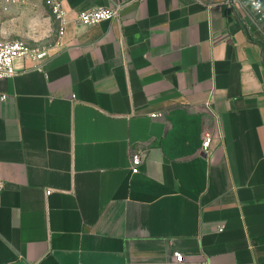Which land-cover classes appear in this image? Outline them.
<instances>
[{
    "label": "crops",
    "instance_id": "crops-1",
    "mask_svg": "<svg viewBox=\"0 0 264 264\" xmlns=\"http://www.w3.org/2000/svg\"><path fill=\"white\" fill-rule=\"evenodd\" d=\"M62 4L59 36L45 0H0V43L47 54L0 78V264H264V37L248 12Z\"/></svg>",
    "mask_w": 264,
    "mask_h": 264
},
{
    "label": "built area",
    "instance_id": "built-area-1",
    "mask_svg": "<svg viewBox=\"0 0 264 264\" xmlns=\"http://www.w3.org/2000/svg\"><path fill=\"white\" fill-rule=\"evenodd\" d=\"M54 19L58 25V35L62 36L65 32V10L63 8L62 0H45ZM229 8L236 10H245L250 16H258L262 13L264 8V0H226ZM120 6L110 8L101 7L91 10L79 12L76 17L78 24L82 26H94L104 21H111L118 19L120 16ZM47 57L45 51L29 46L23 41L13 40L9 42L0 43V78L13 77L17 70L14 66L16 60L31 58L36 62L34 68H39L42 62ZM159 114H154L153 117H158ZM211 142L210 135H206L202 141V148L207 150ZM144 152L137 151L129 154L131 164V172L138 173V167L144 159ZM4 189V181L0 176V193ZM50 192H46L48 194ZM173 256L176 262H182L183 255L180 252H174Z\"/></svg>",
    "mask_w": 264,
    "mask_h": 264
},
{
    "label": "rangeland",
    "instance_id": "rangeland-1",
    "mask_svg": "<svg viewBox=\"0 0 264 264\" xmlns=\"http://www.w3.org/2000/svg\"><path fill=\"white\" fill-rule=\"evenodd\" d=\"M251 22L254 24L257 32L264 37V8L260 15L251 16Z\"/></svg>",
    "mask_w": 264,
    "mask_h": 264
}]
</instances>
